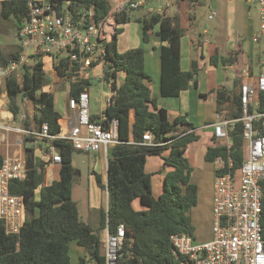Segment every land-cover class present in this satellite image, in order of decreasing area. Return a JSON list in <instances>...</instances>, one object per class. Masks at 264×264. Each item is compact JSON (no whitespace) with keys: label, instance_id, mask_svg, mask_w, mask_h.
Here are the masks:
<instances>
[{"label":"trees","instance_id":"16d2710c","mask_svg":"<svg viewBox=\"0 0 264 264\" xmlns=\"http://www.w3.org/2000/svg\"><path fill=\"white\" fill-rule=\"evenodd\" d=\"M51 8L57 15L68 13L74 22H86L89 12H93L97 21L104 18L111 5L107 0H51ZM28 11L29 0L0 1L1 17L7 20L13 17L18 31ZM131 13L129 10L119 15L117 37L107 50L110 64L106 76L112 80L115 91L113 103L106 110L107 123L112 120L119 122L120 143L108 153L107 187L102 184L101 176L94 173L98 185L108 188V211L103 212L101 225L95 229L85 222L73 199L74 182L81 176L80 170L73 165V155L81 152L75 150L69 141L54 140L52 144L62 163L58 179L47 184L46 165L50 159L37 156L41 157V150L46 153L48 142L31 139L32 143H28L26 140L27 178L13 181L10 185L11 194L23 199V226L20 234L9 235L0 221V264H71L70 246L73 241L85 251V256L77 264H106L101 233L106 228L114 233L120 225L125 227V239L119 264H179L183 260L176 259L171 237L194 234L190 214L197 205L198 189L191 181L193 168L186 151L189 144L199 137L186 117H177L171 122L167 110L157 105L149 85L151 78L145 72L143 48L124 53L118 51L117 38L122 27L133 21ZM137 22L142 25L143 42L148 43L151 33L157 28V37L164 44L160 47L161 97L179 98L193 84L196 85L198 70L197 62L192 63L189 71L181 67V41L185 29L177 17L165 14H145ZM16 48L12 53H5L0 46V65L6 67L19 58L20 48L18 45ZM241 54L240 49L232 50L226 57L213 56L210 62L214 66L233 65L239 62ZM56 57H34V67L25 65L22 78L14 76L4 84L8 110L14 118L19 121V117L25 115L26 121L22 125L26 130L47 124L53 136L61 131L62 115L56 110L53 93L45 89L48 85L45 59L49 58L57 76L69 83L70 97L90 86L86 80L72 81L67 54L58 62ZM121 74L124 78L117 86ZM216 95L217 113L227 119L241 118L240 86L234 93L219 89ZM26 100L34 107L33 117L23 110L22 104ZM258 102L259 111L264 112V92L258 93ZM148 132L157 146L143 144V136ZM230 136L233 141L231 155L235 170H238L243 160L244 145L241 122L235 124ZM38 143L40 145L36 146ZM226 154L225 148L213 145L207 150L206 160L213 161ZM151 156L161 157L164 161L161 171L165 176L164 192L158 197L153 193L152 175L146 171L147 159ZM2 163L0 152V168ZM167 167L170 170L166 171Z\"/></svg>","mask_w":264,"mask_h":264},{"label":"built area","instance_id":"2783aa9c","mask_svg":"<svg viewBox=\"0 0 264 264\" xmlns=\"http://www.w3.org/2000/svg\"><path fill=\"white\" fill-rule=\"evenodd\" d=\"M107 1L111 8L104 18L97 21L93 12H89L88 21L74 22L66 12L57 15L51 8V0H29L28 16L18 31L20 56L6 67L0 65V91L7 79L22 78V69L31 58L62 53L69 57L72 81L90 82L89 87L70 97L68 106L72 117L56 136L49 133L47 124L26 130L22 125L25 115L19 117L17 127L0 122V146L4 150L0 168V221L9 235L20 234L23 226V199L11 194L10 185L27 178L26 158L12 151L17 144H11L10 134L23 136L28 143H32L31 139L47 141L46 155L50 160L46 169L62 163L52 144L54 140L69 141L81 153H103L106 160L109 151L120 143L119 122L107 123L106 110L115 94L113 82L106 76L110 64L107 50L117 37L119 15L145 7L147 0ZM242 1L258 6L261 32L253 36L252 42L259 43L264 33V0ZM215 16L216 12L211 11L209 18ZM95 86L102 91L103 103L100 113L94 115L90 89ZM259 92H264V63L258 77L247 74L240 85L241 118L227 119L220 114L215 117L214 146L225 148L227 154L212 161L215 169L212 239L196 244L191 235H173L174 255L176 259H183L179 264H264V112L259 111ZM237 122L243 126L244 145L241 166L235 170L230 131ZM143 144L158 145L153 143L150 132L144 134ZM124 239V225L114 233L107 232L102 240L106 264H119Z\"/></svg>","mask_w":264,"mask_h":264},{"label":"crops","instance_id":"0c3cea01","mask_svg":"<svg viewBox=\"0 0 264 264\" xmlns=\"http://www.w3.org/2000/svg\"><path fill=\"white\" fill-rule=\"evenodd\" d=\"M140 9L143 10V15L158 13L165 14L169 17H177L180 21V25L185 29V36L181 41V67L184 71H189L191 70L192 63L197 62L198 70L195 77L196 85L193 84L190 89L183 92L179 98L167 99L160 95V47L164 44L158 37V39L155 37L153 38L157 32L153 31L150 35V41L142 46V43H145L142 38V25L137 22V19L143 15L138 16L136 14V11H139ZM140 9L131 10V15L133 16L134 21L122 27V33L119 34L117 38V47L119 49L120 43L125 44V47L121 49L120 53H124L130 49L144 47L145 56L147 54L151 55L149 61H147L145 57V72L150 78L158 79L159 87L157 88L155 85L151 87L157 105L159 108L167 110L171 122L177 117H186L187 122L193 125L194 133L199 137L197 141L189 144L186 151V157L193 168L192 174L194 173L195 168L194 152H197V166L211 172L209 163L212 165L213 163L212 161L206 160V153L208 148L214 145L212 125L215 123L216 115L219 114L217 113V91L219 89H226L230 93H234L238 91L240 84L244 81L247 74H250L255 78L253 59L251 56L252 50H254L255 46V43L252 42V38L255 34L261 32L260 26L258 29L255 26V22L260 19L258 6L255 4H247L242 0H147V5ZM211 11L216 12V16L213 19L209 18ZM199 16L205 17L206 22L201 31H196V19H198ZM119 38L120 42H118ZM263 40L264 33L262 34L260 42H263ZM245 46H247V50L245 49ZM239 49L242 51V54L239 62L236 64L228 66L220 64L214 66L210 62L211 58L215 55L226 57L232 50ZM262 64H260V70ZM123 78L124 75L121 74L119 76V85H121ZM56 80H60L57 74ZM99 101V110L98 112H92L94 115L99 114L102 109V95ZM13 117V114L6 112L4 117L2 115V121L0 120V122L9 127H17L19 122L17 123V120L13 119ZM71 117L72 113L69 106H67V117H62L60 125L63 126V124L71 119ZM1 134L2 131L0 130V136ZM15 143L19 147L24 145V153L25 143L27 142H24L21 137H18ZM38 145L40 144H36V146ZM0 152L3 156L4 150L0 148ZM14 152L22 153L21 148H18V150H15ZM40 152L41 159H45L47 157L46 153L43 150ZM92 155L100 156L97 157V159H101L102 156L105 160V177L103 178L101 173H96L95 171L91 174L95 180V174L100 175L102 184L107 187L108 160H106L103 153ZM57 168L59 173V166L48 167L47 173L49 170H57ZM163 168L164 161L161 157H148L146 171L152 175L153 193L156 197L164 192L165 176L161 173ZM165 170L168 171L170 169L167 167ZM213 170L215 179L214 166ZM210 179L211 181L213 180L212 175ZM211 188L212 196H214V186ZM104 190L105 194L100 193V196L96 198L92 204L93 209L88 210L84 217L80 211L83 220L95 229L99 228L101 225L103 212L107 213L108 211V190L107 188ZM108 231V228H106L101 233L102 240L106 237ZM211 239L212 231L207 237L202 238L199 241L207 242Z\"/></svg>","mask_w":264,"mask_h":264},{"label":"rangeland","instance_id":"374dc122","mask_svg":"<svg viewBox=\"0 0 264 264\" xmlns=\"http://www.w3.org/2000/svg\"><path fill=\"white\" fill-rule=\"evenodd\" d=\"M1 1V0H0ZM138 16L143 15V10L136 11ZM134 21V19H132ZM206 22L205 17L199 16L196 19V31H201L202 27ZM255 26H260V19L255 22ZM157 29H155V32ZM157 38L156 33L153 38ZM120 42V38L118 39ZM151 43V42H150ZM146 43H142L144 46ZM18 45V30L16 26V20L12 17L10 19H4L0 15V46L5 53H12L17 48ZM125 47V44L120 43L118 51L121 52V49ZM144 52L145 49L142 47ZM247 50V46H245ZM65 53H62L60 56L55 58V61L58 62ZM147 61H149L151 55L147 54L146 56ZM252 61H253V69H254V76L258 77L260 75V64L264 63V40L258 44H255L254 50H252ZM49 59V58H48ZM48 59H45L46 67H47V86L45 87L46 90L53 93L55 98V107L56 110L62 115V117H67V106L70 99V85L67 81L56 80V74L51 67V63ZM262 62V63H261ZM28 66L34 67L35 60L31 58L27 64ZM58 81V82H57ZM120 84V80H119ZM159 87L158 79L151 78L150 86ZM108 93V91H106ZM91 94V110L92 112H98L100 107V98L102 91L97 88L93 87L90 89ZM24 112L33 117L35 113L34 107L32 103L28 100L24 101L23 104ZM3 112V113H2ZM6 112H10L8 110V98L7 94L3 88L0 93V120L2 119V115L4 117ZM11 113V112H10ZM12 114V113H11ZM4 119V118H3ZM13 119H15L13 117ZM16 120V119H15ZM2 121V120H1ZM18 123V120H17ZM18 137L25 142L23 136H19L15 133L10 134V142L11 144H15ZM24 146V145H23ZM23 146H13L12 151L18 150L21 148V152L23 153ZM3 149V146L0 147ZM23 156L24 153L22 154ZM39 159L41 158L38 154L37 156ZM100 156L94 155H84L83 153L76 152L73 155V165L77 169L80 170L81 176L74 182L73 185V199L77 202L80 211L84 217L88 210L93 209V202L98 198L101 194H105V190L97 185L96 180L92 177V172L101 173L103 178L106 175V163L104 158L101 156V159H97ZM38 159V162L40 161ZM197 152H194V173L192 174V183H194L199 189V196H198V204L192 208L191 210V222L192 226L194 227V242L196 244L205 243L199 241L202 238H205L211 233L213 227V196H212V188L214 186V170L213 165L209 163L211 167V172L209 170H205L202 167H198L196 160ZM203 161V160H202ZM56 175V176H55ZM211 175L213 176V180L211 181ZM55 176V177H54ZM58 168L57 170H49L46 175V183L53 182L54 180L58 179ZM99 202V201H98ZM210 241V240H209ZM208 242V241H207ZM85 256L84 248L79 246L77 242L73 241L70 246V258L71 264H77L81 257Z\"/></svg>","mask_w":264,"mask_h":264},{"label":"water","instance_id":"95a60500","mask_svg":"<svg viewBox=\"0 0 264 264\" xmlns=\"http://www.w3.org/2000/svg\"><path fill=\"white\" fill-rule=\"evenodd\" d=\"M46 3H48V2L46 1ZM107 190H108V188H107Z\"/></svg>","mask_w":264,"mask_h":264}]
</instances>
